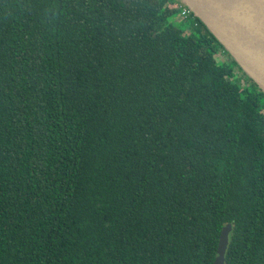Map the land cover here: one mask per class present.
<instances>
[{"label": "trees", "instance_id": "1", "mask_svg": "<svg viewBox=\"0 0 264 264\" xmlns=\"http://www.w3.org/2000/svg\"><path fill=\"white\" fill-rule=\"evenodd\" d=\"M179 5L0 0V264H264V92Z\"/></svg>", "mask_w": 264, "mask_h": 264}, {"label": "water", "instance_id": "2", "mask_svg": "<svg viewBox=\"0 0 264 264\" xmlns=\"http://www.w3.org/2000/svg\"><path fill=\"white\" fill-rule=\"evenodd\" d=\"M264 92V0H180ZM233 225L223 227L214 264H226Z\"/></svg>", "mask_w": 264, "mask_h": 264}, {"label": "built area", "instance_id": "3", "mask_svg": "<svg viewBox=\"0 0 264 264\" xmlns=\"http://www.w3.org/2000/svg\"><path fill=\"white\" fill-rule=\"evenodd\" d=\"M179 8H180V16L182 18H185V19L190 18L192 12L187 6L179 5Z\"/></svg>", "mask_w": 264, "mask_h": 264}, {"label": "rangeland", "instance_id": "4", "mask_svg": "<svg viewBox=\"0 0 264 264\" xmlns=\"http://www.w3.org/2000/svg\"><path fill=\"white\" fill-rule=\"evenodd\" d=\"M240 76H241V79H242V80H243V79H244V80H247L246 77H245L243 74L240 75Z\"/></svg>", "mask_w": 264, "mask_h": 264}]
</instances>
